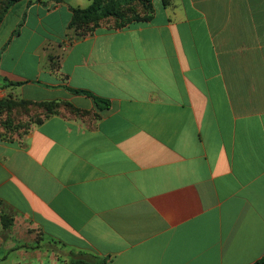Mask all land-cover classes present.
I'll use <instances>...</instances> for the list:
<instances>
[{
    "label": "crops",
    "instance_id": "obj_1",
    "mask_svg": "<svg viewBox=\"0 0 264 264\" xmlns=\"http://www.w3.org/2000/svg\"><path fill=\"white\" fill-rule=\"evenodd\" d=\"M167 2L79 40L71 10L91 0L0 11L1 96L65 101L85 117L0 139V264L264 257V0Z\"/></svg>",
    "mask_w": 264,
    "mask_h": 264
},
{
    "label": "rangeland",
    "instance_id": "obj_2",
    "mask_svg": "<svg viewBox=\"0 0 264 264\" xmlns=\"http://www.w3.org/2000/svg\"><path fill=\"white\" fill-rule=\"evenodd\" d=\"M5 3L7 0H0ZM120 2V3H118ZM2 5V4H0ZM114 16L105 19L98 18L87 23H76L70 27V35L72 34L73 40H79L82 36H87L92 29L100 24H109L116 27L125 25L132 21L142 18V13L146 11L142 8V5L133 0H117L113 7ZM58 65L55 62L53 66ZM18 102L24 100L18 97L14 93L0 96V102L2 101ZM26 101V100H25ZM37 102V101H33ZM46 114L50 117L52 115H62L65 117H71L81 119L84 121L85 117L80 116V113H74L72 110L64 107L62 104H56L53 106L37 107L32 105L15 106L9 105L0 106V139L3 141H20L24 142L30 132L43 121ZM86 121V120H85Z\"/></svg>",
    "mask_w": 264,
    "mask_h": 264
},
{
    "label": "trees",
    "instance_id": "obj_3",
    "mask_svg": "<svg viewBox=\"0 0 264 264\" xmlns=\"http://www.w3.org/2000/svg\"><path fill=\"white\" fill-rule=\"evenodd\" d=\"M21 0H7L6 1V6H4V8L2 7L0 9L1 11V16L3 15V13L14 3H17ZM117 0H91V4L85 8V9H80V8H73L71 10L72 13V19L70 22V27L75 25L76 23H87L90 22L92 20H96L98 18L101 19H105L108 17H112L114 16V12H113V7L115 5ZM122 1V0H120ZM133 1H137L142 5V8L146 11V13L149 12V5L153 0H133ZM163 1V5L166 6L167 5V0H162ZM120 3V2H118ZM141 19H145V18H141ZM148 19V17L146 18ZM140 19H137L136 21H139ZM84 36H82L81 38H83ZM9 85H13V86H19L21 85V83H15V84H9ZM72 93L77 94V95H83L85 97L90 98L96 109L98 111H105L109 108L110 103L108 100L102 99L98 96L93 95L90 92L84 91V90H70ZM56 104H62L64 107L68 108L69 110H72V112L74 113H79L77 112V110H75L73 108V106L71 104H69L68 102L65 101H48V102H33V101H28V100H20L18 102H9V101H2L0 102V106L1 105H9L10 107H15V106H26V105H32V106H37V107H48V106H53ZM49 116L46 114V116L44 117L43 120L47 119ZM43 122V121H41ZM40 122V123H41ZM39 123V124H40ZM6 225V224H5ZM107 263V259L106 258H100L98 256H94L92 254H84V253H70L69 254V261L66 264H106ZM253 264H264V257H262L260 260H258L257 262L253 263Z\"/></svg>",
    "mask_w": 264,
    "mask_h": 264
},
{
    "label": "built area",
    "instance_id": "obj_4",
    "mask_svg": "<svg viewBox=\"0 0 264 264\" xmlns=\"http://www.w3.org/2000/svg\"><path fill=\"white\" fill-rule=\"evenodd\" d=\"M0 96H1V94H0Z\"/></svg>",
    "mask_w": 264,
    "mask_h": 264
}]
</instances>
